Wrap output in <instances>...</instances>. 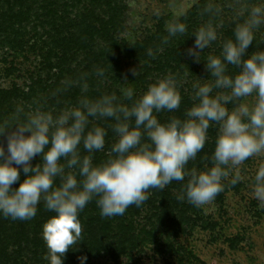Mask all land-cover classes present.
Here are the masks:
<instances>
[{
  "label": "clouds",
  "instance_id": "clouds-1",
  "mask_svg": "<svg viewBox=\"0 0 264 264\" xmlns=\"http://www.w3.org/2000/svg\"><path fill=\"white\" fill-rule=\"evenodd\" d=\"M220 11L209 0L202 14L210 19L193 31V46L185 50L193 62H204L210 79L193 82V103L183 117L161 122L156 115L180 108L174 75L148 82L138 95L129 86L120 87L119 94L92 97L89 76L105 78V70L96 66L92 73L65 77L49 94L58 97L78 86L81 94L75 104L54 110L48 107V97H42L16 106L0 121V216L28 221L42 202L53 213L41 225L49 264H63L64 254L78 244L79 214L93 200L102 218L122 216L130 206L140 207L148 200L149 189L162 191L178 181L184 183L177 199L201 207L223 191L225 180L231 185L242 180L238 168L245 161L264 157V50L249 52L256 30L264 25V5H246L245 18L235 24L233 36L219 42L218 54L201 60L200 53L218 41L217 25L211 21ZM166 31L163 44L184 34L187 26L176 18ZM229 66L236 71L230 73ZM132 74L136 76L135 69ZM248 97L254 102H243ZM106 118L114 121V140L106 158L95 162L93 154L105 150L107 129L92 121ZM213 126L210 165L187 168L204 148ZM251 179V197L264 208V164ZM80 259L83 264L86 257Z\"/></svg>",
  "mask_w": 264,
  "mask_h": 264
},
{
  "label": "rangeland",
  "instance_id": "rangeland-1",
  "mask_svg": "<svg viewBox=\"0 0 264 264\" xmlns=\"http://www.w3.org/2000/svg\"><path fill=\"white\" fill-rule=\"evenodd\" d=\"M200 1L0 0V9L1 6L3 9L6 7L10 8L11 3H18V5L33 3L31 4L33 10L29 14L25 13V16L21 18L19 23L14 21L12 26L8 28V33L16 37V44L12 47L2 41L0 45V58L2 59V61L0 60V87L9 88L11 85L16 84L23 90H30L33 101L34 99L50 96L49 94L56 89H53V85L47 87L48 85L45 84L42 86V81L39 83L40 86L36 83L39 78L45 79L46 75L44 70H42V67L45 65L48 66L44 69H49V73L58 76V87L65 77H79L81 74L78 72L79 67L75 63L81 62L80 59H77L72 65L70 64L65 68L57 67L61 72L49 65L48 61L52 60V54L50 53L54 51L52 47L62 31V26L67 25L65 30L70 31L68 30L69 27L73 25L83 26L90 21V26L97 27L93 36L99 37L96 41L103 43L102 40L106 35V31L98 28L101 24L98 20L102 17L103 21H107L103 24L107 26L105 28L113 35L114 40L122 41V44L125 42L124 44L128 45L146 46L145 41L142 40L145 36H149L148 33L150 31H155L160 17L179 18ZM220 1L221 3H227V0ZM216 2L218 1L216 0ZM35 3L56 4L54 7H51V10H47V8H38V4L36 5ZM114 3L116 4L113 6L111 13L113 17L111 18L108 16L109 12H111L108 11V8ZM263 3L264 0H259V4L264 5ZM217 4L219 6L220 3ZM243 7L244 5L237 7L230 14L224 10L229 9L227 6L223 7L220 5L223 15H231L234 19L237 13L242 12ZM227 18L226 21H229ZM198 22H195L197 23L196 26L192 23V31L202 25ZM168 23L166 22L164 28H166ZM215 23L217 31L219 28H222L220 23L215 21L213 24L215 25ZM0 30V35L5 36L4 30L1 28ZM55 33L56 35H54ZM192 33H190L191 35L189 34L190 37L186 41L181 43L179 38L174 39V42L180 40L179 46L174 45L175 48L178 47L180 50H183L180 53V57H175L172 53L175 48L170 50V41L169 44H163L161 39L157 42L147 41L151 42L152 45L156 43L159 45L157 54L160 57L153 63L131 60L125 54L118 53L117 65L120 67L118 76L112 74L113 72H109L113 76V79H110L106 74L102 81L99 80V84L104 89L109 87L117 91V94H119L118 90L120 87L130 86L135 89V94L138 95L146 89L148 82L154 81L166 74H172L177 79L180 94L184 96V101L188 103L186 108H189L193 103V82L201 78L210 79L204 76L206 73L204 62H193L192 57L185 54V50L193 46L194 36ZM136 41L138 42L135 43ZM210 50L211 46L201 52L200 59L205 60L206 56L210 54ZM262 50H264V42ZM80 51L78 50V52ZM85 51L83 50L81 53L85 54ZM77 56L80 57L81 55L77 54ZM177 58L178 62H181L180 65H177L175 62ZM124 69H127L128 73L125 74ZM133 69L137 73L136 76L132 74ZM231 70L234 72L233 67H231ZM125 76L128 82L123 83ZM77 93L80 94L78 86L64 91L56 97L58 101L54 105H52L53 101L48 98V107L59 110L62 107L73 105L78 99ZM88 95L94 97V94L90 91ZM243 102L251 104L254 102V98H245ZM17 104L26 105L30 103L21 100ZM231 105L229 104L227 107L231 109ZM92 123L107 129L105 150L93 154L94 161L100 162L106 158L107 149L110 148L114 140V133L111 128V124L114 121L111 118L103 120L94 119ZM215 135L216 127H210L205 148L207 153L208 151L212 153L214 149ZM81 152L84 153L82 147ZM200 159H206V155L204 154ZM202 163V165H205L204 161ZM260 164H264V157H254L245 161L238 168L239 175L242 177L240 182L236 185H228L230 184L229 181H224L225 187L221 191V201H218L215 197L212 202L201 207L193 206L185 201L186 206L183 209L182 218L186 219L188 223L184 229H178L176 232L173 231V227H170L169 223H166L167 216L170 214H165L159 209L160 204L154 202L152 192L149 190V199L142 204L140 216L137 218L139 221L138 225L141 226L142 218L144 219V216L149 215L151 220H157L155 222L156 227L153 229V237L160 242L170 243L172 241L181 247V250L174 253L171 251L157 252L153 245L155 239L152 240L151 237L148 239L144 237L145 240H143L136 251H126V253H122L119 256V264H176L177 259L191 261L192 264H264V208L260 207L258 202L251 197V178ZM187 168H189L188 165ZM168 187H171L170 184ZM171 191L176 193V189L174 188H171ZM38 208L39 205L37 206L36 216L31 220L25 221V224L29 231L34 229L40 236L42 224L35 222L39 217L37 215H40L39 212L41 211ZM85 209L89 211L99 210L94 200L89 202ZM157 217H163V224L160 220L156 219ZM173 234H176V236H173ZM21 263L31 264L30 259L25 260L23 258ZM43 264H49V260L46 259ZM85 264H111V259H109L107 254L97 255L92 256Z\"/></svg>",
  "mask_w": 264,
  "mask_h": 264
},
{
  "label": "trees",
  "instance_id": "trees-1",
  "mask_svg": "<svg viewBox=\"0 0 264 264\" xmlns=\"http://www.w3.org/2000/svg\"><path fill=\"white\" fill-rule=\"evenodd\" d=\"M217 1L218 2H216V0H212V2L217 6V3H220L219 7L220 5L223 7L227 6L229 9L224 10H226V12L230 14H232L237 7H240L242 5H244L245 7L246 5L259 4V0H227V3H221V1L219 2V0ZM208 2L209 0H201L200 2L194 4L192 8L189 9L185 14L179 17L181 22H184L187 25V31L184 34H178V36L170 38V50L175 48L174 45L179 46L178 43L180 40L181 43L183 41H186V39L190 37V33L193 32L191 30L193 27L192 23H194L196 26L197 23L195 22L197 21H199V24H204L209 21V15L206 13L202 14V10ZM31 4L33 3H22L19 5L18 3H11L10 8L6 7L5 9H3L1 6L0 28L4 30L3 32L5 33V36L0 35V45L2 44V41L12 47L14 44H16L17 39L16 37L12 36L11 33H8V28L12 26L14 21L19 23L21 18L25 16V13L29 14L30 11L33 10ZM35 4H38V8H47V10H51V7H54L56 3ZM115 4L116 3L108 8V11H111L109 12L110 14H108V16H110L111 18L113 17L111 13ZM222 12L223 11L221 10L215 17V19H212L211 21L212 23L217 21L221 24L222 27L217 31L218 41L213 42V44L211 45V54H217L220 51L219 42L224 39L231 38L233 36V28L235 24L242 21L246 15H242V12H240L236 14L234 19L231 15H223ZM226 18L229 19V21H226ZM173 20V18L169 17H160L155 31H150V33H148L149 36H145L142 40L145 41L146 46L136 44L128 45L124 44V41V43L122 44V41L114 40L113 35L106 29L107 26L103 24L107 21H103L102 17L98 20V22L101 23L98 28L102 29V31H106V35L102 40L103 43H99L98 41H96L97 39H99V37L93 36L94 31H96L97 27L90 26V21H88V23L83 26L73 25L69 27L68 30L70 31L65 30L67 25L62 26V31L60 32V35L59 33H57L59 37H57L54 42V46L52 47L54 51L50 53L52 54V60L48 61L49 65L55 67V69H58L57 67L65 68L70 64L72 65L77 59H80L81 62L75 63L79 67L78 72L80 74L92 73L93 68L99 66L105 70V75L107 74L110 79H113V76L109 72H113L115 76H118V73L120 72V67L119 65H117V55H119L118 53L125 54L127 57L131 58V60H141L144 63H153L158 57H160V55L157 54V48L159 47L158 43L152 45L151 42L149 43L147 41L157 42L159 39L162 40V37L167 35V31L166 28H164V25L166 24V22H171ZM54 35H56V33ZM177 38H179L180 40L174 42V39ZM137 42L138 41H136L135 43ZM263 42L264 25H262L258 31L256 30L253 45L249 48V52L262 50ZM78 50L81 51L78 52ZM83 50H87L85 51V54L81 53ZM182 52L183 50H180L178 47L173 49L172 51L175 57H180V53ZM77 54L81 56L78 57ZM0 60L2 61L1 58ZM171 61L174 62V60L172 59ZM175 62L177 63V65L181 64V62H178V58L175 59ZM46 66L48 65L42 67V70H44V73L46 75L45 79L39 78L36 83L40 86L39 83L42 81V86L47 84V87L53 85V89L57 88L58 76H55V74L53 73H49V69H44ZM231 67L232 66H229L230 73L233 72L231 70ZM58 70L61 72L60 69ZM235 71L236 69L234 68V72ZM124 72L125 74L128 73L127 69H124ZM206 74L207 73L204 74L205 77H207ZM88 82L90 85L89 91L94 94V97H97L105 92L115 91L110 89L109 87L107 89L101 87V85L99 84V80L94 75L89 76ZM80 94L77 93L78 98ZM48 98L49 100L53 101L52 105H54L55 103H57L56 101H58V98L56 97L48 96ZM21 100H25V102L31 103V91L23 90L16 84L11 85L9 88L0 87V121L7 119V117L13 112L15 107L18 106L17 103ZM187 105L188 103L184 101V96L181 95V104L179 109L172 112L161 111L159 113H156V115L161 122L167 121L171 116L183 117L184 110L187 109ZM232 106L233 105H231V107ZM206 146L207 142L205 143L202 151L197 153L196 158L188 162L189 169L193 167L197 169H203L206 166L210 165L209 157L211 153L209 151L207 153L205 149ZM204 154L206 155V159H200V157H203ZM38 161L39 158L37 157L33 160L32 163L35 164ZM203 161L205 162V165H202ZM23 178V173H21V180ZM183 183L184 182L173 181L170 184L171 187L167 186L162 191L159 189H149L152 192V198L154 199V202L160 204L159 209L165 214H170L169 216H167L166 223H169L170 227H173L172 229L175 232L178 229H184L185 225H187L188 223L186 219L182 218L183 209L186 206V203L185 201H180L177 199V196L182 191ZM15 186L18 185H14V187ZM171 188L176 189V193H173L171 191ZM216 199L218 201L222 200L221 192L216 196ZM38 209L39 211H41L39 212L40 215H37L39 217L35 221L36 223L42 224L50 215L53 214L44 208L42 202L39 204ZM141 209L142 205L140 207H136L133 205L126 210L124 215L114 216L113 218H102L100 215V210L89 211L84 209L79 214V219L82 223L81 238L76 246L70 248L64 254L63 264H81L80 258L86 257V260L83 262V264H85L86 261H88L92 256L106 254L108 255L109 259H111V264H119V256L122 253H126V251H136L143 240H145L144 237H146L147 239L151 237L152 240H154L155 238L153 237V229L154 227H156L155 222L157 220H151L150 216L147 215L144 216V219L142 218L141 226L138 225L139 221L137 220V218H139L140 216ZM156 219L160 220L163 224V217H157ZM176 234H173V236H176ZM153 245L157 252L171 251L172 253H174L181 250V247H179L172 241L170 243H165L160 242L158 239H155ZM46 254L47 249L41 235L39 236V234H37L34 229H32V231H29L27 229L25 221L12 220L10 218H4L0 216V264H20V262H22V258L25 260L30 259L31 264H43V262L46 260L44 257ZM175 263L192 264L191 261H187L184 259H177Z\"/></svg>",
  "mask_w": 264,
  "mask_h": 264
}]
</instances>
